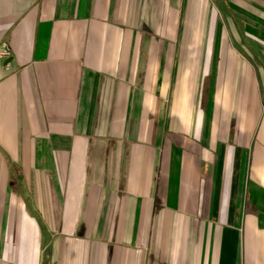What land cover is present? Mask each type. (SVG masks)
Segmentation results:
<instances>
[{
  "label": "crops",
  "instance_id": "1",
  "mask_svg": "<svg viewBox=\"0 0 264 264\" xmlns=\"http://www.w3.org/2000/svg\"><path fill=\"white\" fill-rule=\"evenodd\" d=\"M3 44L0 264H264V0H0Z\"/></svg>",
  "mask_w": 264,
  "mask_h": 264
},
{
  "label": "built area",
  "instance_id": "2",
  "mask_svg": "<svg viewBox=\"0 0 264 264\" xmlns=\"http://www.w3.org/2000/svg\"><path fill=\"white\" fill-rule=\"evenodd\" d=\"M11 53L6 44H3L0 48V60L10 59ZM6 70H9V66L6 67Z\"/></svg>",
  "mask_w": 264,
  "mask_h": 264
}]
</instances>
